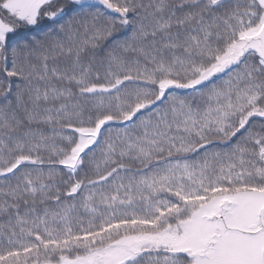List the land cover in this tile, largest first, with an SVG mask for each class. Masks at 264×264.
Wrapping results in <instances>:
<instances>
[{"label": "snow or ice", "instance_id": "obj_1", "mask_svg": "<svg viewBox=\"0 0 264 264\" xmlns=\"http://www.w3.org/2000/svg\"><path fill=\"white\" fill-rule=\"evenodd\" d=\"M0 264H264V0H0Z\"/></svg>", "mask_w": 264, "mask_h": 264}]
</instances>
